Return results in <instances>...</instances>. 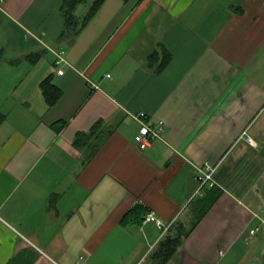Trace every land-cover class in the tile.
<instances>
[{"label":"crops","instance_id":"obj_1","mask_svg":"<svg viewBox=\"0 0 264 264\" xmlns=\"http://www.w3.org/2000/svg\"><path fill=\"white\" fill-rule=\"evenodd\" d=\"M60 1L0 0V264H152L137 203L197 221L165 264H264V0H104L74 39ZM139 111L163 121L146 149Z\"/></svg>","mask_w":264,"mask_h":264},{"label":"trees","instance_id":"obj_2","mask_svg":"<svg viewBox=\"0 0 264 264\" xmlns=\"http://www.w3.org/2000/svg\"><path fill=\"white\" fill-rule=\"evenodd\" d=\"M103 2L104 0H61L59 10L63 17L64 25L60 36H67L74 39L78 32L96 13ZM85 3H88L87 10L82 14H77L76 9L78 8V6ZM149 57L150 61L155 60L158 57V52L154 51L150 53ZM170 58L171 54L166 51V53H164V55L162 56L160 63L157 65L156 71L158 72L162 70L163 67L168 63ZM41 89L45 99L50 105L57 100L59 96V90L56 89L55 85L51 82L50 75L41 81ZM3 119L4 114H2L0 111V123L3 121ZM101 123L102 121H99L95 123L89 131L78 132L75 136L74 143L76 146L84 145L86 140H89V138L93 136V140L90 146L92 150L89 152L90 156L98 149L99 145L105 138V129H103V125ZM62 124L64 123L61 122L60 124L56 125V127L58 128V126ZM211 185H213V183ZM219 192L220 189H217L216 193L213 196L209 195L205 199H212L217 196ZM148 212L149 209L145 205L137 203L124 214L121 219V223L128 226L142 223V220ZM196 222V219H193L189 224V228H187H192L196 224ZM188 229H185L184 226L182 227L176 223L172 224V226L169 227L167 231L160 237L158 243L156 244V248L150 255V258H152V264H165L180 246L182 238L183 236H185ZM172 231L174 232L171 233Z\"/></svg>","mask_w":264,"mask_h":264},{"label":"built area","instance_id":"obj_3","mask_svg":"<svg viewBox=\"0 0 264 264\" xmlns=\"http://www.w3.org/2000/svg\"><path fill=\"white\" fill-rule=\"evenodd\" d=\"M57 59L55 60L56 64H59L63 61L62 57L60 55H57ZM63 70L61 68L57 69L58 74H62ZM133 118H135L139 124H140V130L134 135V140L136 142V145L140 149H146L148 148L152 142L159 138L161 136V132L163 130V121L158 120L154 124L148 123L144 120L146 117V113L144 111H139L131 114ZM201 171V174L197 175L198 180L200 181V186H203L204 184L211 185L213 183L212 181V171L213 169L211 167H207L206 170H199ZM150 220H153L156 224V226L161 230V233L165 232L172 224V221L164 222L160 219H157L153 216L151 212L147 213L143 219V222H148ZM259 227H253L249 229V234H254L258 231Z\"/></svg>","mask_w":264,"mask_h":264},{"label":"rangeland","instance_id":"obj_4","mask_svg":"<svg viewBox=\"0 0 264 264\" xmlns=\"http://www.w3.org/2000/svg\"><path fill=\"white\" fill-rule=\"evenodd\" d=\"M88 7V3L82 4L79 6V13L82 14L83 12H85L87 10ZM46 53H48L49 55H52V53L47 50ZM158 234H161V232H158Z\"/></svg>","mask_w":264,"mask_h":264}]
</instances>
